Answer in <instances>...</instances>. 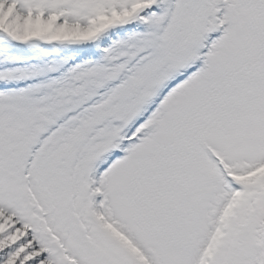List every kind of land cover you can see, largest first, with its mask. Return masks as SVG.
I'll list each match as a JSON object with an SVG mask.
<instances>
[{"label":"snow or ice","instance_id":"1","mask_svg":"<svg viewBox=\"0 0 264 264\" xmlns=\"http://www.w3.org/2000/svg\"><path fill=\"white\" fill-rule=\"evenodd\" d=\"M0 264H264V0H0Z\"/></svg>","mask_w":264,"mask_h":264}]
</instances>
